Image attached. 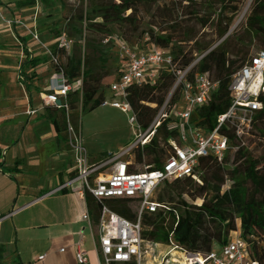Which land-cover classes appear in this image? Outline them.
<instances>
[{"label": "trees", "instance_id": "16d2710c", "mask_svg": "<svg viewBox=\"0 0 264 264\" xmlns=\"http://www.w3.org/2000/svg\"><path fill=\"white\" fill-rule=\"evenodd\" d=\"M38 1L49 3V0ZM240 3L241 0H86L84 7L82 0L73 12L80 24L88 21L87 27L91 32L106 35L110 33L109 25H116L122 29L120 39L128 44L135 45L141 39L145 46H159L171 54L174 63L181 69L207 51L196 69L208 72L217 85L208 101L193 111L192 121L210 131L216 126L217 116L224 113L230 104L232 75L255 52L264 50V0H253L245 18L247 35L255 40L259 49L248 56V50L231 48L227 42L229 36L226 35ZM35 4L36 0L15 2L17 8ZM146 18L150 28L138 32ZM208 26L217 39L226 37L213 48H210L211 41H200L199 38L201 30ZM154 29L157 31L154 32ZM134 34L137 35L133 40ZM145 36L148 37L146 41ZM186 45L191 46L186 49ZM24 51L26 61L37 64L38 58L31 57L27 49ZM50 51L57 60L53 64L55 69H61L68 82L83 76L81 89L84 85L86 88L82 93L71 90L66 95L68 109L74 110L80 105L81 111L93 110L102 105L104 94L97 87L89 86V82L98 78L88 72L85 75L84 61L66 53L56 44L50 46ZM124 68L122 65L119 74ZM174 82V74L161 67L153 80L127 88L126 99L140 129L145 130L154 120ZM179 97V91L175 90L171 102L178 101ZM259 99L262 108L254 113L247 133L238 137L232 128L219 129L230 143L222 161L210 154L199 157L196 165L199 181L191 176L171 179L165 193L154 197L167 209L142 215L144 240L167 245L171 239L175 245L186 250L209 252L225 244L230 233L238 230L249 247L250 257L258 264H264V94ZM52 108L56 112L52 117L56 130L66 131V111ZM176 133L170 120L162 121L147 144L133 149V162L128 171L139 172L137 165L161 168L172 152L167 140L175 138ZM227 181L230 185L221 191ZM185 194L200 198L201 203L187 202L183 197ZM84 196L92 225L96 226L100 204L87 192ZM130 201L129 198H111L106 200V204L122 217L134 220L135 213L128 205ZM2 216L0 214V218ZM4 253L5 246L0 244V264H5ZM15 263L21 264L18 259Z\"/></svg>", "mask_w": 264, "mask_h": 264}, {"label": "built area", "instance_id": "2783aa9c", "mask_svg": "<svg viewBox=\"0 0 264 264\" xmlns=\"http://www.w3.org/2000/svg\"><path fill=\"white\" fill-rule=\"evenodd\" d=\"M28 31L35 41H40L34 27ZM109 39L110 36L106 37L104 43H108ZM144 40H148V37L145 36ZM116 42L125 68L109 85L113 97H118L121 101L112 100L109 104L122 112L131 111V122L136 120L126 99L127 88L133 84L140 85L145 80H153L161 67H165L175 76V82L154 120L148 128L139 131L137 138L121 152L110 154L97 164L89 163L80 129L69 121L66 101V95L71 90H81L82 75L68 82L63 71L58 69L59 76L49 79L47 89L41 95L45 105L66 111V134L76 168L75 178L80 181L83 193L87 192L100 204L95 243L97 264H148L145 257L148 250L153 253L152 246L164 248L160 260L153 264H258L250 257L249 247L238 230L232 231L228 241L219 248L209 252H194L175 245L171 239L167 245L144 240L141 217L144 213L167 209L164 204L154 200L156 189L166 180L191 176L199 181L196 173L199 157L210 154L222 161L230 143L228 137L220 133L221 127L232 128L238 137L249 131L254 113L262 108L259 97L264 94V50L255 52L232 75L229 85L230 104L224 113L217 116L216 126L206 131L194 124L192 113L208 101L217 85L208 72L196 69L197 63L207 51L196 56L188 66L181 69L176 66L171 54L157 45L138 47L137 44H128L120 38ZM71 43L69 38L60 36L55 40L56 46L66 53H70ZM44 48L53 64H56V57L50 48ZM175 90L179 91L180 97L172 103ZM58 100L59 105L56 104ZM103 104H108L106 99ZM165 120H170L177 131L175 138L167 140L172 149L169 157L161 168L150 169L146 166L141 172H129L131 160L128 158L132 156L133 149L147 144ZM111 198H129L135 201V219H126L111 210L106 204V200ZM82 217L92 226L88 210ZM176 253L180 258L174 256ZM75 257L78 264H88L84 252L79 248ZM153 260L156 261L157 258Z\"/></svg>", "mask_w": 264, "mask_h": 264}, {"label": "crops", "instance_id": "0c3cea01", "mask_svg": "<svg viewBox=\"0 0 264 264\" xmlns=\"http://www.w3.org/2000/svg\"><path fill=\"white\" fill-rule=\"evenodd\" d=\"M16 1L0 0L5 18L27 13L34 6L17 8ZM31 44L22 29L0 22V244L5 246L4 261L78 264L79 248L88 264H97L98 229L82 217L88 208L75 178L66 131L56 130L52 120L56 112L40 98L49 79L59 74L53 64L48 65L47 53H32ZM25 49L38 58L37 64L26 61ZM9 73L16 88L5 82ZM72 112L68 110L69 117ZM103 160L89 156L91 164Z\"/></svg>", "mask_w": 264, "mask_h": 264}, {"label": "rangeland", "instance_id": "374dc122", "mask_svg": "<svg viewBox=\"0 0 264 264\" xmlns=\"http://www.w3.org/2000/svg\"><path fill=\"white\" fill-rule=\"evenodd\" d=\"M80 1L82 0H52L46 5L40 4L37 1L27 13H17L15 17L5 18L0 11V22H3L4 25L12 29H22L23 34H26L33 43L31 44L30 51L32 53L38 52L39 56H42L44 51L46 52L44 47L49 49L51 44H53L51 43L53 37L60 36L72 40L71 50H73V55L76 58H81L84 61L85 75L88 72L98 78L95 82H89V86L97 87L98 91H101L106 97L108 104L100 105L93 110L83 111H81L80 105H77L69 117V121L75 126L78 125L88 156L91 154L98 159H105L110 154H117L129 146L137 138V133L142 129L138 127L136 121H130V117L133 116L131 111L122 112L120 109L112 107L109 104L112 100L121 101L118 97L112 98L109 85L118 76L122 65H124L120 59L116 42L122 35V29L116 25H109L110 33L106 35L104 33L98 34L94 31H89L87 20L80 24L74 18L75 13L73 10L78 6ZM249 1L241 0L239 9L226 35V37L229 36L227 42L231 48L236 47L240 51L248 50V56L259 49V45L247 35L245 29V18L249 13L253 0ZM83 4L85 7L86 0H83ZM33 27L37 30L39 42L35 41L29 34L28 30L33 29ZM149 28L146 18L140 24L138 32L140 30H148ZM200 33V41H211L210 48L217 46L226 38L217 39L210 26L202 29ZM136 35L134 34L132 37L133 40L136 38ZM109 36V42L104 43L103 40ZM241 39H244V41ZM137 45L138 47H142L141 45L144 48L148 47L143 44L141 39L138 40ZM189 46L191 45H186V49ZM47 63L51 66L53 64L50 61ZM5 82L9 88H16L13 74L9 73L6 75ZM85 88L84 85L79 92L82 93ZM128 159L133 162L132 156ZM229 166L228 164L227 167ZM136 168L139 172L144 169L143 165H137ZM169 182L171 181L166 180V182L160 184L154 193V197L159 193H165L167 183ZM229 185L230 181H227L222 186L221 191L227 189ZM183 197L189 203H201L200 198L192 197L190 194H185ZM128 205L135 213L137 203L131 200ZM145 248L148 250L146 244ZM152 248L153 253H149L148 250L145 257L148 264L158 262L163 254L164 248L162 246H152ZM174 256L180 258L178 253ZM154 258H157V260L154 261Z\"/></svg>", "mask_w": 264, "mask_h": 264}, {"label": "water", "instance_id": "95a60500", "mask_svg": "<svg viewBox=\"0 0 264 264\" xmlns=\"http://www.w3.org/2000/svg\"><path fill=\"white\" fill-rule=\"evenodd\" d=\"M56 104L59 105V104H60V100H58V101L56 102Z\"/></svg>", "mask_w": 264, "mask_h": 264}, {"label": "bare ground", "instance_id": "6f19581e", "mask_svg": "<svg viewBox=\"0 0 264 264\" xmlns=\"http://www.w3.org/2000/svg\"><path fill=\"white\" fill-rule=\"evenodd\" d=\"M250 1H251V0H250ZM250 1H249V2H250ZM248 4H250V3H248Z\"/></svg>", "mask_w": 264, "mask_h": 264}]
</instances>
